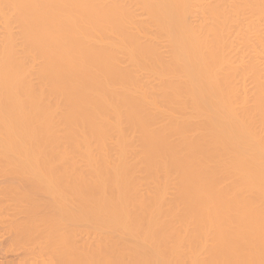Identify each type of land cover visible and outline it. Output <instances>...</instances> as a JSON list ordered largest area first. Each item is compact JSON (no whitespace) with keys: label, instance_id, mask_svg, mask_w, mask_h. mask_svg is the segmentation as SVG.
<instances>
[{"label":"bare ground","instance_id":"obj_1","mask_svg":"<svg viewBox=\"0 0 264 264\" xmlns=\"http://www.w3.org/2000/svg\"><path fill=\"white\" fill-rule=\"evenodd\" d=\"M0 218L3 264H264V0H0Z\"/></svg>","mask_w":264,"mask_h":264},{"label":"rangeland","instance_id":"obj_2","mask_svg":"<svg viewBox=\"0 0 264 264\" xmlns=\"http://www.w3.org/2000/svg\"><path fill=\"white\" fill-rule=\"evenodd\" d=\"M41 194H42V195H41ZM41 194H39V195L42 196V197H40V196H38V197L43 198L42 200H44V202L46 201V203H50L49 200H48L49 195H46V194H45L46 197H43V196H44V195H43L44 193H41ZM50 196H51V195H50ZM38 197H37V199H40V198H38ZM44 198H47V199L45 200ZM49 199H50V198H49ZM39 201L41 202V200H39ZM47 201H48V202H47ZM46 210H49V211H50V208H47ZM7 211H8V212H11V211H13V210H10V211H9V209H8ZM5 213H6V212H5ZM14 213H15V212H14ZM8 214H9V213H8ZM8 214L6 213V219H7V217H8ZM18 214L20 215L21 213H18V212H17V213L14 214V215H18ZM47 214H48V213H47ZM19 215H18V217H19ZM10 216L12 217V214H10L9 217H8L9 220H12V219H10ZM14 217H15V216H13V221L15 220ZM3 218H5V216H4ZM3 218H2V221H3ZM22 218H23V220H22ZM0 219H1V218H0ZM18 219H19V218H18ZM25 219H26V216H24V214H23V215L21 214V221H24ZM2 221H0L1 224L3 223ZM4 221H5V220H4ZM13 221H12V222H13ZM15 221H16V220H15ZM17 222H18V221L13 222V223H17ZM4 224H5V226L7 225V228H6L7 230L9 229V228H8V225H9L10 228H11V227L13 228V226H14V225H10L9 223H6V222H5V223L2 224L3 230H4ZM12 228H11V229H12ZM13 229H14V228H13ZM7 230H6V231H7ZM0 231H1L0 234H2L3 236L6 235V234H4V232L2 233V230H0ZM7 232H8V231H7ZM10 233H12V231H10ZM7 234H8V233H7ZM13 234H14V233H13ZM10 237H11V234H10ZM5 238H6V236H5ZM19 241H20V240H19ZM19 241H16V242L18 243ZM21 241L23 242L24 240H21ZM21 241H20V242H21ZM14 244H15V243H14ZM19 244H20V243H19ZM9 245H10V243H9ZM11 245H13V244L11 243ZM21 245H22V247H24V243H23V244L21 243ZM19 247H20V246H19ZM27 247H28V246H27ZM6 248H7V247H6ZM13 248H15V249L17 248V251L19 252L18 244L13 245ZM11 249H12V247L9 246V249H8V250H11ZM20 249L22 250V248H20ZM24 249H26V247H24L23 250H24ZM11 251H12V250H11ZM13 251H15V250H13ZM17 251H16V252H17ZM20 252H21V251H20ZM9 256H10V255H9ZM0 257H1V255H0ZM8 258H10V257H8ZM1 260H2V259H0V264L2 263ZM2 261H3V260H2ZM2 264H3V263H2Z\"/></svg>","mask_w":264,"mask_h":264}]
</instances>
